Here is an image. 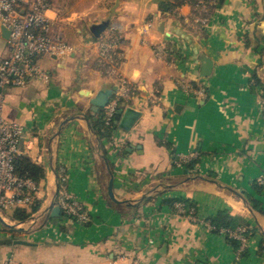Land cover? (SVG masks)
Masks as SVG:
<instances>
[{"label":"crops","instance_id":"1","mask_svg":"<svg viewBox=\"0 0 264 264\" xmlns=\"http://www.w3.org/2000/svg\"><path fill=\"white\" fill-rule=\"evenodd\" d=\"M50 1L54 30L75 52L41 58L49 82L5 91L3 114L26 128L24 156L42 176L28 208L1 213L0 264H264V0H219L202 36L187 23L189 0H168L180 4L168 12L162 0ZM105 20L122 35L116 78L96 68L91 28ZM122 81L136 88L126 105L142 114L130 130L101 135ZM62 170L88 223L52 214ZM179 201L196 221L176 211ZM221 211L248 228L245 250L213 227Z\"/></svg>","mask_w":264,"mask_h":264},{"label":"built area","instance_id":"2","mask_svg":"<svg viewBox=\"0 0 264 264\" xmlns=\"http://www.w3.org/2000/svg\"><path fill=\"white\" fill-rule=\"evenodd\" d=\"M192 6L187 23L192 32L202 36L211 22L214 8L219 0H189ZM50 0H0V214L6 209L30 205L35 200L34 194L39 191L38 183L29 175L21 174L16 167V160L26 150V128L9 121L3 114L4 91L10 87H25L33 80L50 81V73L43 69L40 60L48 57L55 60L69 58L75 47L61 31L54 30V19L50 16ZM4 30L9 32L4 35ZM122 35L114 27H107L97 39L98 54L96 68L103 76L119 77L121 54L118 51ZM165 46L158 47L156 52L162 54ZM119 94L105 107L104 120L110 125L114 122L115 113L120 103L133 97L136 88L122 81ZM193 93L203 97V88H191ZM192 155L185 157V161ZM62 185L58 205L65 214L78 221L88 223L90 215L84 206L67 189L66 178L62 170ZM179 214L197 220L194 208L189 209L184 202H175ZM229 237L240 241V251L248 243V228L239 226L236 229L223 230Z\"/></svg>","mask_w":264,"mask_h":264},{"label":"water","instance_id":"3","mask_svg":"<svg viewBox=\"0 0 264 264\" xmlns=\"http://www.w3.org/2000/svg\"><path fill=\"white\" fill-rule=\"evenodd\" d=\"M114 9L115 8H113L112 11H114ZM108 25H109V20H105L102 23L93 25L91 28V31L96 38H99L102 35V33L104 32V30L108 27ZM8 34H9V32L7 30H4V35L6 37L8 36ZM209 68H211V60L207 59L205 61V73H204V75H208ZM115 89H118V86H116ZM112 94H113V91L108 90V91H103L102 93H100L96 97H94L92 99V103L94 104L93 109L96 111H99L101 109V107L106 106L108 104ZM141 114L142 113L139 110H137L131 106H127L126 103H122L115 113L114 123H115L116 127H119L121 129H124V130H130L134 126V124L137 122V120L139 119ZM82 116L88 122L89 127H90L91 125H90L89 117L86 115H82ZM113 183H114V176L112 175V179H111V182L109 185V193H110V196L112 197V199L117 201V199L114 195V192H113ZM60 213H61L60 207H55L53 209V212H52L53 215H58ZM0 218L1 219L3 218L1 214H0ZM18 243H27V242L20 240V241H18Z\"/></svg>","mask_w":264,"mask_h":264},{"label":"trees","instance_id":"4","mask_svg":"<svg viewBox=\"0 0 264 264\" xmlns=\"http://www.w3.org/2000/svg\"><path fill=\"white\" fill-rule=\"evenodd\" d=\"M159 5H160L161 10L165 12L173 11V9H175L177 6H180V4L172 3L168 0L160 1ZM99 123L101 125L100 127L101 135H104V133L106 132L108 133V130L111 131V129H113L115 126L114 122H112L110 125H107V126L104 125L103 116H102V119L99 121ZM16 167H17L18 172H20L21 174H27L30 177H32L34 180H38L39 177L42 176V168L39 165L33 163L30 159H28L24 155L17 158ZM184 201L186 202L187 200H184ZM36 207L37 206H35L34 210L37 209ZM22 212L18 211L17 213L18 218H20L21 220H24L30 216L29 214L22 213ZM65 215L70 216L67 214ZM212 223H213V227L215 228V230H220L222 228L223 229H234V226L236 225L235 219H233L231 216H229L224 211L219 212L217 216L212 218Z\"/></svg>","mask_w":264,"mask_h":264},{"label":"rangeland","instance_id":"5","mask_svg":"<svg viewBox=\"0 0 264 264\" xmlns=\"http://www.w3.org/2000/svg\"><path fill=\"white\" fill-rule=\"evenodd\" d=\"M78 1L79 0H77V1H75V0H65L64 2L66 3V5H65V7L66 8H69V9H71V8H75L78 4H76V3H78ZM78 7V6H77ZM79 7H82V6H79ZM77 20H79L78 18H77ZM8 89V88H7ZM5 91H6V89H5ZM5 91H4V99H5ZM30 205H26V206H24L23 208H28ZM15 210H17V208L16 207H14V208H10V209H6L5 211H4V213H11V211H15Z\"/></svg>","mask_w":264,"mask_h":264}]
</instances>
